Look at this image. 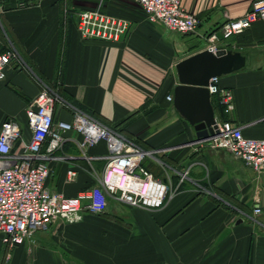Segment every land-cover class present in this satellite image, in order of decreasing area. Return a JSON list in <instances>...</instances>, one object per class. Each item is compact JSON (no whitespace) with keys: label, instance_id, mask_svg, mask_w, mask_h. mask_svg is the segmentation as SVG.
I'll list each match as a JSON object with an SVG mask.
<instances>
[{"label":"crops","instance_id":"1","mask_svg":"<svg viewBox=\"0 0 264 264\" xmlns=\"http://www.w3.org/2000/svg\"><path fill=\"white\" fill-rule=\"evenodd\" d=\"M19 1L0 0V53L13 46L32 72L15 66L5 70L0 127L13 118L23 140L30 139L25 108L40 89L38 77L145 149H161L165 169L145 161L156 176L167 177L174 187L179 172L187 170V175L159 209L109 200L103 212L84 213L75 222L57 219L9 251L0 237V264H264V173L193 140L192 127L172 104L176 64L208 48L207 36L242 16L253 0H183L200 20L187 34L144 21L132 0H110L107 12L131 22L118 42L81 38L67 0L23 6ZM215 45L244 57L242 68L220 76L234 97V109L223 118L240 126L246 137L264 138V21L220 36ZM71 114L57 106L55 120H70ZM64 136L48 160L46 186L71 197L97 183L108 151L99 141L83 154L78 133ZM255 206L261 208L257 215Z\"/></svg>","mask_w":264,"mask_h":264},{"label":"built area","instance_id":"2","mask_svg":"<svg viewBox=\"0 0 264 264\" xmlns=\"http://www.w3.org/2000/svg\"><path fill=\"white\" fill-rule=\"evenodd\" d=\"M35 0H20L27 5ZM140 7L143 20L159 23L178 34L193 33L199 17L183 6V0H132ZM105 0H98L94 8L74 11L75 29L83 39L121 41L129 32L131 22L103 10ZM264 21V0H253L240 17L225 21L219 32L207 36L209 49L215 51L218 38H228L242 33L253 22ZM9 66L32 72L18 51L8 47L0 53V79ZM40 89L27 104L25 115L30 139L23 140L22 129L13 119L7 118L0 127V237L9 251L24 243L38 229L46 228L59 219L75 222L84 213H101L109 200L130 207L155 210L163 207L178 191L186 178L187 170L179 172L178 185L172 186L168 178L156 176L143 163L151 159L165 169L158 157L161 149L149 150L92 116L90 113L64 99L56 88L35 77ZM207 89L215 96L225 115L234 109L233 91L220 84V77L209 80ZM167 98L170 100L171 96ZM63 106L72 112L70 120H55L56 107ZM212 133L197 140L211 149H221L239 159L257 174L264 173V138H249L241 127L231 120L217 118ZM73 131L81 136L77 141L80 151L104 141L107 162L97 183L79 191L75 196H65L46 186L49 175L48 160L65 141L64 133ZM19 143L18 149L14 145ZM164 150V149H163ZM74 176L73 171H69ZM253 215L260 213L253 207Z\"/></svg>","mask_w":264,"mask_h":264},{"label":"water","instance_id":"3","mask_svg":"<svg viewBox=\"0 0 264 264\" xmlns=\"http://www.w3.org/2000/svg\"><path fill=\"white\" fill-rule=\"evenodd\" d=\"M243 65L244 57L238 51L209 48L176 64L178 84L173 90L172 104L192 127L193 140L206 138L215 126V111L207 89L209 80L236 71Z\"/></svg>","mask_w":264,"mask_h":264},{"label":"trees","instance_id":"4","mask_svg":"<svg viewBox=\"0 0 264 264\" xmlns=\"http://www.w3.org/2000/svg\"><path fill=\"white\" fill-rule=\"evenodd\" d=\"M129 1H131V0H129ZM131 2H133V1H131ZM67 3H68V5L72 8V11H77V10H79V9L94 8V7L97 5L98 0H67ZM133 3H134L133 5H137V7H138L139 10H140V7L138 6V4L135 3V2H133ZM109 4H110V0H105V3H104V5H103V10H104V11L107 12L106 7L109 6ZM140 11H141V10H140ZM108 13H109V12H108ZM72 25H73L74 28H75V20H73ZM58 92H59V94H60L64 99H66V100L69 101L70 103L74 104L75 106H77V107H79V108H81L82 110H84V111L87 112V110H86L81 104H79L77 101H75V100H73V99H70V98L66 97V96L60 91V89L58 90ZM212 97H213V96H212ZM214 97H215V96H214ZM214 103H215V104H214ZM146 104H147V103H146ZM213 104H214V109H218L221 119H225V118H223V117L225 116V114L223 113L221 106L218 104L216 97L214 98V102H213ZM87 113H88V112H87ZM92 116H93V115H92ZM98 120H99V119H98ZM110 127L114 128V129H117L115 126H110ZM117 130H118V129H117ZM118 131H119V130H118ZM133 140H134V139H133ZM134 141H135V140H134ZM135 142H136V141H135ZM136 143H137V142H136ZM139 145H140V144H139ZM140 146H141V145H140ZM143 165L146 166V168H148V169L150 170V168L145 164V162L143 163ZM150 171H151V170H150Z\"/></svg>","mask_w":264,"mask_h":264},{"label":"rangeland","instance_id":"5","mask_svg":"<svg viewBox=\"0 0 264 264\" xmlns=\"http://www.w3.org/2000/svg\"><path fill=\"white\" fill-rule=\"evenodd\" d=\"M149 161H151V162H153V167H154V169H155V162L153 161V160H151V159H148ZM151 170H153L152 168H150Z\"/></svg>","mask_w":264,"mask_h":264}]
</instances>
